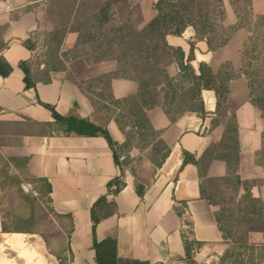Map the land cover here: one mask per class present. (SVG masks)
<instances>
[{
  "label": "crops",
  "instance_id": "obj_1",
  "mask_svg": "<svg viewBox=\"0 0 264 264\" xmlns=\"http://www.w3.org/2000/svg\"><path fill=\"white\" fill-rule=\"evenodd\" d=\"M155 1L114 0L113 22L129 18L139 31L155 16ZM60 3L61 0H9L10 9L0 13V71L10 68L7 75L0 74V156L28 159L29 172L44 178L51 187L54 212L71 216L72 230L66 241L71 252L68 264H96L90 208L105 194L107 183L121 172L123 187L116 195L107 196L114 202L115 212L96 226L97 241L114 238L119 258L148 264H217L224 249L214 219L217 207L200 198L197 168L191 164L181 168L183 151L198 159L209 146L221 141L224 123L217 122L220 117L215 114L212 91L200 92L204 116L185 110L170 122L160 107L145 111L151 129L169 148L160 167L154 168L147 160L151 170L147 179L143 176L140 180L129 169L117 166L106 141L96 134L46 136L33 124L53 123L44 104L62 116L74 110L78 117L104 127L117 145L125 143L130 131L123 112L97 97L104 92L115 100L133 96L137 85L123 78L103 84L104 77L116 69L113 51L95 48L100 32H80L72 12L60 10ZM223 8V26L234 25L236 15L227 0ZM251 11L264 16V0H251ZM61 29L65 32L56 45L51 36ZM245 37L244 29H239L215 51H208L205 42L197 41L190 61L195 74L201 63L213 74L226 62L240 72ZM193 38V31L187 28L181 36H167L165 40L169 46L180 48L186 59ZM48 50H53L50 57ZM21 63L26 64L35 83L32 88L24 87ZM166 72L169 78L177 79L180 87L189 86V81L179 76L176 64L167 66ZM47 77L49 82H44ZM95 100L99 102L96 108ZM226 106L237 128L236 175L241 180L257 182L250 192L264 202V167L257 163V153L264 147V118L250 102L244 75L229 82ZM138 145L134 137L127 154L137 153ZM222 152L219 147L215 150V154ZM123 153L118 154L119 162ZM228 174L220 159H214L207 170L210 178ZM183 232L200 244L192 253L193 263L185 258ZM251 240L260 242L261 236L252 234ZM0 264H59V260L47 253L39 235L2 233L0 224Z\"/></svg>",
  "mask_w": 264,
  "mask_h": 264
},
{
  "label": "trees",
  "instance_id": "obj_2",
  "mask_svg": "<svg viewBox=\"0 0 264 264\" xmlns=\"http://www.w3.org/2000/svg\"><path fill=\"white\" fill-rule=\"evenodd\" d=\"M223 1L225 0H156L152 5L155 16L144 28L136 31L129 18L121 23L113 22L114 0H61L60 10L68 14L72 12L76 29L80 32L89 29L100 32L101 39L95 48L108 47L113 51L116 69L104 77L103 84L115 78H123L137 85L133 96L115 100L104 92L97 97L123 112L130 131L126 133L125 143L117 145L104 127L78 117L74 110L62 116L51 106L44 104L42 106L50 111L53 123H32L40 127L39 133L46 136L96 134L102 137L112 152L114 163L119 167L129 164V157H124L123 162H119L118 154L122 150L125 156H128L130 142L135 137L139 140L137 149L140 152L146 151V159L157 168L167 157L169 148L158 138L159 133L151 129L145 111L160 107L170 122H174L185 110L204 116L200 92L212 91L215 97V114L220 117L217 122L224 123L221 141L209 146L198 159L183 151L181 168L187 164L197 168L200 198L217 207L214 219L224 245L217 264H264V202L253 197L250 192L257 182L241 180L236 175L237 128L234 115L229 114L226 106L229 82L244 75L248 81L250 102L264 118V66L259 64V55L256 56V39L248 37L242 42L243 69L240 72H235L228 62L221 64L216 74L203 63L198 65V74H195L190 66L194 44L197 41L205 42L208 51H215L226 45L233 33L239 29L248 32L256 31L259 26L264 29V16L252 14L251 0H244L251 13L249 18H244L242 14L241 0H227L237 21L232 26L224 27ZM248 23L254 26V30L248 28ZM187 28L193 31L194 38L190 42L189 54L184 59L182 50L169 46L165 39L167 36L179 37ZM64 32L65 30L61 29L51 36L56 45L61 43ZM48 51L47 56L50 57L53 50ZM173 63L177 65L179 76L189 81L188 87H180L177 79L168 77L166 67ZM19 67L24 73L25 89L34 87L35 83L29 77L26 64L21 63ZM9 71L10 68L7 67L6 71H0V74L5 76ZM44 82H49V78ZM93 105L96 108L99 102L95 100ZM218 147L223 152L215 154ZM214 159L225 162L229 171L227 176H207L208 167ZM257 163L264 167V147L257 153ZM28 177L38 183V188L26 193L22 190L21 183ZM121 177L122 172L120 176L110 180L106 185L105 194L90 208L94 260L96 264H148L119 258L114 238L108 237L101 241L95 238L98 223L115 212V204L108 201L107 196L116 195L121 190L124 185ZM0 185L5 191L15 188V196L18 199L15 204L10 199L11 194H6L5 199H9L6 203L4 197L0 196L1 232L36 234L43 239L47 247L48 242L40 228L43 222L53 221L58 225L57 235L61 236L64 242V256L53 255L59 260V264H68L71 252L66 241L72 230V220L69 214L59 215L52 209L49 196L51 187L48 182L29 172L28 159L0 156ZM239 190L242 191L240 195ZM34 193L37 196H34ZM44 199L50 206L40 202ZM252 234H259L260 242L252 241ZM182 238L185 258L189 263H193L192 253L200 244L189 240L184 232Z\"/></svg>",
  "mask_w": 264,
  "mask_h": 264
},
{
  "label": "rangeland",
  "instance_id": "obj_3",
  "mask_svg": "<svg viewBox=\"0 0 264 264\" xmlns=\"http://www.w3.org/2000/svg\"><path fill=\"white\" fill-rule=\"evenodd\" d=\"M240 4H241L242 14H243L244 18H249L250 12H249L248 7L246 5V1L241 0ZM248 28L250 30L251 29L254 30V26L250 23H248ZM244 31L246 33V37L244 40H246L248 37H252V38L256 39L257 50H258V52H260L259 54H257L258 53L257 52L256 56L259 55V59H258L259 64L264 66V29L259 26L256 31H252V32H248L247 30H244ZM123 152L124 151L121 150V152H119V153H121V155H122ZM131 153H133V155H131ZM124 157H126V158L129 157V160H130L129 164L124 166V167L126 169H129L131 172L134 171V173L137 174V178L140 179L144 176V178L146 177V179H147V177H149L151 170L147 165L148 163H147V159H146V152L137 151V153H134L133 151H131L130 154H128V156H124ZM123 160H121L120 162H123ZM21 188L26 193L33 192V190L35 188H38V183L34 182V180H32L30 177H28L26 180L22 181ZM14 189L15 188H12L8 191H5V190L1 189V185H0V196L4 197V196H6V194H11L10 199H12L15 204H17L18 199L15 196ZM34 196H37V194L34 193ZM4 200L6 203L9 201V199L7 200V199H5V197H4ZM40 202L43 203L45 206H50L49 204H47L46 199H44V201L40 200ZM40 231H42L44 233L46 241L48 242V246L46 247L47 253H49V254H61L62 256H64V251H63L64 242H63L62 237L57 235V233L59 232L57 223H55L53 221L51 223H48V221H45V222H43V225L40 228Z\"/></svg>",
  "mask_w": 264,
  "mask_h": 264
},
{
  "label": "built area",
  "instance_id": "obj_4",
  "mask_svg": "<svg viewBox=\"0 0 264 264\" xmlns=\"http://www.w3.org/2000/svg\"><path fill=\"white\" fill-rule=\"evenodd\" d=\"M10 9L9 0H0V13L7 12Z\"/></svg>",
  "mask_w": 264,
  "mask_h": 264
}]
</instances>
